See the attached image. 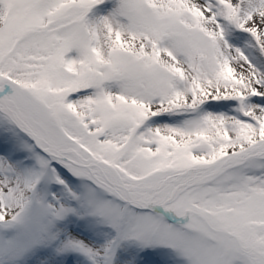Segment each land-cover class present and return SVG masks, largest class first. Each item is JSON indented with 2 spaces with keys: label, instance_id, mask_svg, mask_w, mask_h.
I'll return each instance as SVG.
<instances>
[{
  "label": "snow or ice",
  "instance_id": "snow-or-ice-1",
  "mask_svg": "<svg viewBox=\"0 0 264 264\" xmlns=\"http://www.w3.org/2000/svg\"><path fill=\"white\" fill-rule=\"evenodd\" d=\"M0 264H264V0H0Z\"/></svg>",
  "mask_w": 264,
  "mask_h": 264
}]
</instances>
